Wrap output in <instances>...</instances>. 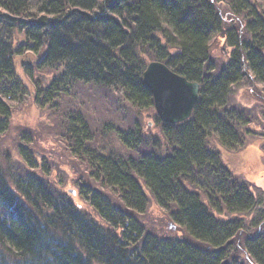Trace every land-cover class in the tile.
Listing matches in <instances>:
<instances>
[{
	"label": "trees",
	"instance_id": "trees-1",
	"mask_svg": "<svg viewBox=\"0 0 264 264\" xmlns=\"http://www.w3.org/2000/svg\"><path fill=\"white\" fill-rule=\"evenodd\" d=\"M218 36L231 48L219 68ZM152 60L202 85L190 118L155 117L148 134ZM248 78L264 100V0H0V133L31 95L61 116L96 213L0 165V264H264V196L224 158L257 136L234 98ZM151 203L171 229L146 224Z\"/></svg>",
	"mask_w": 264,
	"mask_h": 264
},
{
	"label": "rangeland",
	"instance_id": "rangeland-1",
	"mask_svg": "<svg viewBox=\"0 0 264 264\" xmlns=\"http://www.w3.org/2000/svg\"><path fill=\"white\" fill-rule=\"evenodd\" d=\"M217 2L225 15L226 6L220 4V1ZM230 51L231 48L224 44L223 38L218 36L214 40L212 56L217 64L229 59ZM259 88L262 89V86L252 85L251 78H248L240 88H235L234 93L235 100L241 106L249 107L252 112L255 118L253 123L255 133L252 136L259 137H252V142L247 139V142H250L247 147L237 154L226 152L224 158L230 168L242 174L254 186L257 194L264 196V100L254 97ZM62 106L61 109L65 104ZM92 113L99 114L98 108L92 110ZM61 119V116L54 114L52 109L40 108L34 95L16 104L12 110L9 130L0 133V165H15L36 173L50 181L57 190L70 196L83 210L95 214L93 207L83 199L80 187L81 182L85 183L87 176H91L92 172L86 171V165L73 155L72 148L64 141L63 132L58 124H61ZM142 120L148 134L158 130L153 109L142 112ZM53 123H56L54 127ZM29 139L27 147L32 152L37 168L29 167L20 155L21 144ZM88 182L91 180L88 179ZM150 205L149 214L144 219L146 224L152 228L171 229L167 218L156 221V217H162L163 213L154 203Z\"/></svg>",
	"mask_w": 264,
	"mask_h": 264
},
{
	"label": "water",
	"instance_id": "water-1",
	"mask_svg": "<svg viewBox=\"0 0 264 264\" xmlns=\"http://www.w3.org/2000/svg\"><path fill=\"white\" fill-rule=\"evenodd\" d=\"M143 81L152 93L162 122L175 124L190 118L200 96L201 83L188 80L160 60L148 63Z\"/></svg>",
	"mask_w": 264,
	"mask_h": 264
},
{
	"label": "bare ground",
	"instance_id": "bare-ground-1",
	"mask_svg": "<svg viewBox=\"0 0 264 264\" xmlns=\"http://www.w3.org/2000/svg\"><path fill=\"white\" fill-rule=\"evenodd\" d=\"M225 61H227V60H225ZM216 63V66L219 68V67H221L225 62H223V63H218L217 64V62H215ZM173 70V69H172ZM174 71V70H173ZM176 72V71H175ZM178 73V72H177ZM144 74V73H143ZM180 74V73H179ZM180 75H182V74H180ZM184 76V75H183ZM186 77V76H185ZM187 78V77H186ZM188 79V78H187ZM188 80H190V79H188ZM190 81H196V80H190ZM197 82H199V81H197ZM200 83V82H199ZM202 85V84H201ZM149 89V88H148ZM151 92V91H150ZM152 94V93H151ZM199 99V98H198ZM197 99V100H198ZM154 102V101H153ZM197 102V101H196ZM196 104V103H195ZM154 110L155 111V117H158L159 118V115H158V113H157V110H156V108H155V105L154 106H152V107H145L143 110L144 111H147V110ZM160 119V118H159ZM161 120V119H160ZM163 123H165V122H163ZM94 123H91V125H92V127H93V129L95 130L94 132H95V141L96 140H98V139H102V136H97L98 135V133H99V131L102 129V127H101V124L99 123V124H95V125H93ZM97 137V138H96ZM84 199V198H83ZM85 200V199H84ZM90 204V203H89ZM94 213V212H93ZM95 216H96V213L94 214Z\"/></svg>",
	"mask_w": 264,
	"mask_h": 264
}]
</instances>
